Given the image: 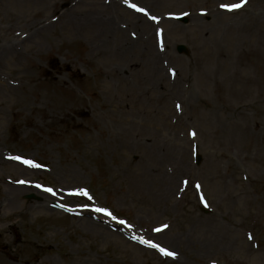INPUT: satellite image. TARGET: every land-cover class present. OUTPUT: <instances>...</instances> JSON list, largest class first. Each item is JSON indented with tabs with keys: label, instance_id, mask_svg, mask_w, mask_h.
<instances>
[{
	"label": "rangeland",
	"instance_id": "obj_1",
	"mask_svg": "<svg viewBox=\"0 0 264 264\" xmlns=\"http://www.w3.org/2000/svg\"><path fill=\"white\" fill-rule=\"evenodd\" d=\"M28 1L0 0V46L14 39L23 56L33 47L36 51L31 66L0 55V151L35 165L39 171L32 180L41 188L54 187L56 179L68 180L66 166L76 170L80 199L93 200V209H102L108 220L123 221L126 229L133 223L136 233L150 226L151 231L169 227V235L179 241L170 248L174 257L163 258L118 232L86 229L66 205L22 214L24 193L14 203L16 209L0 213V264H264V0H134L136 8L145 7L151 14V46L155 42L165 53L167 90L178 76L173 84L178 93L166 90L161 96L143 92L132 78L127 79L132 94H124L123 85L111 80L101 86L96 69L85 61L83 38H57L61 24L44 35L40 48L21 44L25 32L19 23L41 18L35 15L45 7ZM47 1L57 12L73 5L87 10L97 0ZM236 4L242 7L229 10ZM177 16L186 17L188 24L176 23ZM128 18L120 11L116 22L124 27ZM179 44L188 56L176 53ZM217 52L224 54L225 66L217 62ZM233 70L239 78L234 87L227 82L229 94L217 82L220 73L226 80ZM126 95H132L138 122L161 127L167 139L184 147L181 188L156 206L144 195L128 193L121 181L100 169L102 164L112 168L117 159H139L135 146L116 156L98 147L97 141L108 138L106 130L117 125ZM246 98L260 104L245 117L231 118L239 126L233 127L221 109ZM101 104L106 116L93 126L89 119L104 113ZM243 124L257 134L254 142H236L234 128L242 132ZM194 148L201 158L198 166ZM19 172L0 162V204L8 199V183Z\"/></svg>",
	"mask_w": 264,
	"mask_h": 264
},
{
	"label": "bare ground",
	"instance_id": "obj_2",
	"mask_svg": "<svg viewBox=\"0 0 264 264\" xmlns=\"http://www.w3.org/2000/svg\"><path fill=\"white\" fill-rule=\"evenodd\" d=\"M32 1L42 3L45 7L35 15V18H38V16H41V18L37 20L32 18L24 23H19L21 29L23 28L25 34L27 33L21 44L32 42L35 43L36 48H40L44 35L46 36L50 30L55 29L56 24H61L63 29L60 30L57 38H67L69 42L83 38L86 44L85 61L96 69V76L101 86L111 80L123 85L124 94H132L127 81V79L132 78L145 93L154 91L161 96L167 90L165 73L167 74L168 71L164 60L165 53L160 50L155 42L154 48L151 46L154 37L150 35L153 26L149 23L151 17L149 10L144 8L142 12H137L111 0H97L88 6L87 10H80L73 5L55 12L47 0H29L27 3L34 6L35 4ZM130 4H135L134 0ZM120 11H123V15L129 17L125 27L116 22ZM41 19L42 22L38 23ZM16 36L17 32L13 31V37ZM54 42V40H50L51 44ZM18 46L19 43L16 40H7L5 44L0 46V55H10L13 59L31 66L33 56L36 54L34 47L27 55L23 56L17 50ZM205 57L208 59L207 55ZM224 58L223 53H216V60L221 66H225ZM197 60L200 61L199 58ZM216 72L218 73V70ZM238 78L239 73L236 70H233L226 80L222 78L220 73V80L217 83L223 87L229 81L234 87ZM216 79H218L217 76ZM174 80L176 81L173 84L178 83V76ZM173 84L168 88L167 94L178 93L180 90L177 85ZM232 87L226 86V91L229 94ZM102 88L107 89L104 86ZM184 89L187 88H183L181 91L187 92ZM232 98L236 100L235 97ZM223 101H227V98ZM75 102L76 100H72V103ZM122 102L121 117L117 125L106 130L108 138L106 141L102 139V141H97L98 147L103 148L107 155L116 156L122 150L132 151L135 146L134 150H137L135 154L139 159L136 163L117 159L115 166L112 168L102 164L100 169L105 174L121 181L126 186L128 193H133L136 196L139 194L144 195L153 206L159 205L170 200L181 188L182 178H180V174L186 168L182 157L184 147L179 140L167 139V133L163 132L161 127L138 122L133 111L132 95L131 97L124 96ZM259 104L260 101L256 98H246L240 103L227 102L226 107L221 109V113L227 117L226 121L228 123L230 121L233 127H237V123L232 121L231 118L245 117L248 110H256ZM101 106L103 109L104 105L101 104ZM78 113L86 114L88 112L79 110ZM106 113L107 111L104 110L102 115L91 116L89 121L93 126H96V120L105 118ZM74 126L77 127L78 125ZM241 130L242 132L238 128H234L233 131L237 143L245 140H253L254 142L257 139V134L248 132L244 124L241 126ZM99 132H101V129H99ZM92 140H94L92 137L88 138L89 142H93ZM159 151L163 152L161 156H159ZM14 156V153L5 155L0 151V162L13 166L20 171L16 179L8 183V199L5 200V204H0L1 214L5 216L9 207L12 210L16 209L14 203L18 202V198L26 193L24 197L27 205L21 206L22 214H31L40 210L50 211L52 206L50 204H64L74 208V212L82 217L79 220L83 222L88 230L103 234L110 231L114 235H117V231H119L123 234V237L120 234L122 239L124 238L127 242L135 246L145 244L136 242L135 233L119 224L106 220H101L105 223H96V220H100L101 217H99V211L94 212L91 209L92 202L88 199L77 200L74 198L79 193L77 188L80 175L76 170L66 166L64 175L68 180L56 179L57 181L54 182L51 192H44L36 188L34 180H32V174H36L38 170L29 164L18 163L13 158ZM53 171H55V175H58L55 167ZM150 227L148 230L146 229V234H138V236H141L142 241L144 239L145 241L153 240L150 242L156 244L159 242L155 239H158L163 241L161 244L165 246V250L174 249L179 239L169 235V227L156 233H151L152 226ZM128 236L131 241L126 239Z\"/></svg>",
	"mask_w": 264,
	"mask_h": 264
},
{
	"label": "snow or ice",
	"instance_id": "obj_3",
	"mask_svg": "<svg viewBox=\"0 0 264 264\" xmlns=\"http://www.w3.org/2000/svg\"><path fill=\"white\" fill-rule=\"evenodd\" d=\"M125 2L127 3V0H125ZM130 7H134V5H129ZM239 7H242V5L240 4H236L233 6V8H239ZM137 11H142L141 9L137 8L136 9ZM229 10H233V9H229ZM24 163H28L31 165V162L30 161H23ZM31 166H35V165H31ZM46 191H49L51 192V189H46ZM83 194V193H81ZM95 211H103L102 209H95ZM105 215H109V213L105 212L104 213ZM119 223L123 224V221H120ZM157 231H160V229H157ZM143 243H146L148 244L149 247H152V248H158V246L156 244H153V243H149L148 241H142ZM158 251L162 254V255H165V256H172L173 253L171 252H167L164 248H158Z\"/></svg>",
	"mask_w": 264,
	"mask_h": 264
},
{
	"label": "water",
	"instance_id": "obj_4",
	"mask_svg": "<svg viewBox=\"0 0 264 264\" xmlns=\"http://www.w3.org/2000/svg\"><path fill=\"white\" fill-rule=\"evenodd\" d=\"M183 50V48H180V50L179 51H182Z\"/></svg>",
	"mask_w": 264,
	"mask_h": 264
}]
</instances>
